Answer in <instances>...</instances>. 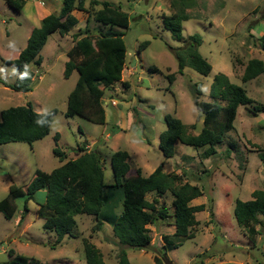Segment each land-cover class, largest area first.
<instances>
[{
    "label": "rangeland",
    "instance_id": "obj_1",
    "mask_svg": "<svg viewBox=\"0 0 264 264\" xmlns=\"http://www.w3.org/2000/svg\"><path fill=\"white\" fill-rule=\"evenodd\" d=\"M84 1L86 10L72 12L79 23L65 36L52 34L41 53L42 64L31 65L34 79L29 93L16 92L0 83V115L6 109L28 103L39 113L58 110L51 134L44 141L0 145V201L12 185L25 188L37 169L50 173L60 167V160L53 153L56 145L68 159H75L80 148L93 144L87 150L98 148L102 152L105 185L115 182L112 154L126 150L132 166L141 168L144 176L162 165L165 173L183 175L182 183L186 181L202 188L204 195L191 205L205 204L207 209L196 213L198 224L192 230L193 239L170 252H165L162 239L175 233L174 197L170 193L157 206L166 208L167 217L149 226L152 236L149 250L123 247L112 226L104 224L100 231L94 230L95 217L86 215L77 217L76 238L67 237L54 246L55 235L46 232L44 221L36 216L37 202L46 199V192L40 191L29 201V213L23 223L18 224L24 209L22 199L16 200L18 211L12 221L0 212V264L12 258L11 250L48 264H86L84 240L102 252L107 264H117L122 249H126L131 264H155L154 258L166 253L171 264H264V235H256L254 243L246 234L251 226L260 229V225L248 222L245 227L239 226L234 216L236 200H251L254 191L264 190V165L260 159V153L264 152V113H251L254 107L264 106V73L242 82L251 59L264 62V49L259 41L264 33V0H197V5L187 10L192 19L183 23L182 37L201 38L200 53L212 65L208 76L191 68H185L183 75L178 73L171 48L183 47L184 41L173 39L163 25V17L177 10L172 0ZM102 2L126 12L130 27L116 28L124 32L127 47L126 85L118 83L106 92L103 98L106 124L97 125L79 117H65L68 96L76 85L78 73L75 71L65 78L64 71L66 54L77 40L88 31L99 36L109 29L94 19ZM62 5L63 0H25L19 12L6 0H0V80L8 85L15 82L17 68L7 63L16 60L27 47L33 29L41 26V20L51 14L58 15ZM220 73L244 88L254 103L239 107L234 130L225 135L216 156L205 159L202 157L205 148L196 149L178 142L174 156L165 158L159 149V136L167 128L165 116L179 118L190 127V134H199L203 115L195 107L192 84H202L200 100L211 102V84ZM169 76L174 77L172 83ZM56 134H59L57 144ZM134 174V171L130 173ZM154 196L147 195V200L152 201ZM116 212L120 213V209Z\"/></svg>",
    "mask_w": 264,
    "mask_h": 264
},
{
    "label": "trees",
    "instance_id": "obj_2",
    "mask_svg": "<svg viewBox=\"0 0 264 264\" xmlns=\"http://www.w3.org/2000/svg\"><path fill=\"white\" fill-rule=\"evenodd\" d=\"M7 4L16 11H22L25 0H6ZM102 8L94 14L96 22L109 29L95 36L85 33L67 52L64 76L70 78L73 72L78 73V80L70 92L67 101L65 117H79L97 125L106 124V110L103 98L106 92L118 83H123L126 66L127 47L124 32L116 28L128 30L129 15L109 2L100 3ZM84 0H63L58 15L51 14L41 20V26L33 29L27 47L19 57L7 64L17 68V78L13 84L0 83L20 93L32 90L34 72L31 65L40 66L43 62L41 55L47 45L49 37L58 32L65 36L79 23L72 12L77 9L86 10ZM177 10L163 17L165 30L171 32L173 39L184 41L183 47L171 48L178 63V73L183 75L185 68H191L197 73L208 76L212 65L200 53L202 40L198 35L182 37L183 23L192 19L188 9L197 5V0H172ZM264 49V33L259 39ZM146 44V43H145ZM264 73V62L251 59L244 70L242 82L247 83ZM173 76L169 81L173 82ZM126 85V84H125ZM194 104L200 115H203V127L199 134L188 132L189 126L172 115L165 116L167 128L159 136V149L167 159L175 153V145L181 144L204 149L202 157L205 159L217 155L218 147L223 144L225 135L234 130L239 107H247L254 103L248 97L244 88L231 82L225 74L214 77L210 88L211 102L201 101L203 96L202 84H192ZM218 102H222L220 105ZM58 110L52 109L47 113L36 112L28 103L26 106L11 107L0 115V145L10 143H27L32 145L44 140L51 134L54 117ZM252 114L264 113V106H256ZM191 128H195L192 126ZM55 144L59 141V134L54 136ZM54 155L63 163L60 167L47 173L40 169L35 171L31 182L25 187L12 185L7 196L0 201V212L5 219L11 221L18 208L17 199L24 200V209L18 224L23 223L28 204L34 200L40 191L46 192L44 202H37L36 216L44 221L46 232L56 237L54 246L62 243L66 238H76L78 230L77 217L80 215L94 216L97 223L94 230L100 231L104 224L113 228L118 243L123 247L149 250L152 236L149 226L156 224L159 219L167 217L165 207L158 208L161 198L167 193L174 197L175 233L164 235L165 252L173 251L183 245V242L193 239V228L198 224L196 213L205 212L207 206L191 205L204 195L202 188L189 182L182 183L183 175L168 174L158 166L149 176H144L141 168L132 166L130 154L126 150H118L111 156V169L114 184L104 183L103 155L98 151H88L82 147L75 159H68L67 154L56 145ZM264 165V152L260 153ZM134 171L133 176L130 173ZM155 194L152 201L147 195ZM120 209V213L116 210ZM213 215L212 209H210ZM234 216L239 226L245 227L248 222L260 225L248 228L246 234L249 241L255 243L256 235H264V190L252 193L248 201L236 200ZM261 218V219H260ZM263 231L262 233H260ZM86 264H107L102 252L90 241H83ZM12 259L3 264H48L35 258H28L9 252ZM25 260V261H24ZM117 264H131L126 249H122L117 257ZM155 264H171L167 253L163 257H155Z\"/></svg>",
    "mask_w": 264,
    "mask_h": 264
},
{
    "label": "crops",
    "instance_id": "obj_3",
    "mask_svg": "<svg viewBox=\"0 0 264 264\" xmlns=\"http://www.w3.org/2000/svg\"><path fill=\"white\" fill-rule=\"evenodd\" d=\"M125 80H126V79L124 78V75H123V82H125ZM106 117H107V116H106ZM117 126H119V125L117 124ZM47 137H48V136H47ZM47 137H46V138H47ZM46 138H45V139H46ZM45 139H44V140H45ZM44 140H42V141H44ZM39 142H41V141H39ZM85 142H88V141H85ZM37 143H38V142H37ZM96 144H97V143H96ZM96 144H95V145H96ZM95 145H94V146H95ZM91 146H93V144H92V145L90 144V146H87V148H89V147H91ZM97 151L100 152V153L102 154V152H101L100 150H98V148H97ZM127 152H128V151H127ZM102 155H103V154H102ZM60 163H61V162H60ZM62 164H63V163H61V165H62ZM14 217H15V216H14ZM13 219H14V218H13ZM13 219H12V220H13ZM12 220H11V221H12ZM18 223H19V222H18ZM48 233H50V232H48ZM51 234H53V233H51ZM66 238H67V237H66ZM11 259H12V258H11Z\"/></svg>",
    "mask_w": 264,
    "mask_h": 264
}]
</instances>
